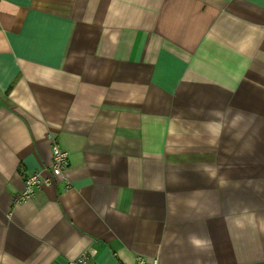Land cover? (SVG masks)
Segmentation results:
<instances>
[{
	"label": "crops",
	"instance_id": "1",
	"mask_svg": "<svg viewBox=\"0 0 264 264\" xmlns=\"http://www.w3.org/2000/svg\"><path fill=\"white\" fill-rule=\"evenodd\" d=\"M88 248L264 264V0H0V264Z\"/></svg>",
	"mask_w": 264,
	"mask_h": 264
},
{
	"label": "built area",
	"instance_id": "2",
	"mask_svg": "<svg viewBox=\"0 0 264 264\" xmlns=\"http://www.w3.org/2000/svg\"><path fill=\"white\" fill-rule=\"evenodd\" d=\"M51 162L49 167L44 171H31L24 173L23 186L14 196V203L26 201L35 197L43 188L53 185L55 182L62 180L64 189L72 187L71 182L66 177V172L70 166L69 153L61 148L56 141L51 146ZM96 250L88 248L83 250L77 257L68 259L65 264H93L90 260L95 256ZM135 264H157V259L147 260L145 257L136 256Z\"/></svg>",
	"mask_w": 264,
	"mask_h": 264
}]
</instances>
